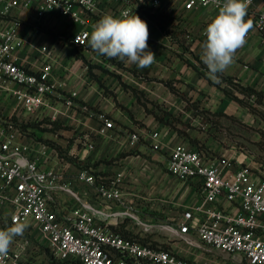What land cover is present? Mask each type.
Returning <instances> with one entry per match:
<instances>
[{"label": "crops", "instance_id": "0c3cea01", "mask_svg": "<svg viewBox=\"0 0 264 264\" xmlns=\"http://www.w3.org/2000/svg\"><path fill=\"white\" fill-rule=\"evenodd\" d=\"M260 5L264 6V0ZM164 6L153 11L159 14L155 19L141 13L139 7L133 12L147 23L148 49L156 55L145 69L118 58H102L89 43H73L63 19L46 24L65 33L59 39L52 40L41 29H24L25 43L16 53L19 62L32 70L51 61L58 85L49 105L33 116L42 117L47 129L44 137L51 140L44 142L54 150L49 159L39 155L40 166L55 172L48 188L50 196L71 208L81 199L110 222L117 219L113 226L130 236L151 233L154 244L164 243L169 233L180 239L171 228L173 223H165L173 207L181 202L186 203L185 208L202 203L195 178L182 180L187 196L183 201L176 197L174 182L179 178L167 169L176 143L203 149L210 156H225L234 160V166L246 163L264 178V31L255 26L257 13L247 10L245 19L253 21V28L235 53L234 63L222 72L263 94L259 102L246 97L256 109L253 112L229 95L227 91L243 96L232 84L219 76L213 81L201 60L204 29L219 7L184 9L182 1L165 2ZM100 18L90 17L91 32ZM43 45L48 46L47 53L41 51ZM72 91L77 93V103L68 107L65 97ZM11 111L5 105L2 113ZM99 114L111 118L114 127L102 132ZM18 117L28 118V113ZM131 132L140 136L133 144ZM84 168L97 175L95 183L78 176ZM119 171L123 172V196L134 201L137 215L123 205L106 207L98 196L96 185L108 183Z\"/></svg>", "mask_w": 264, "mask_h": 264}, {"label": "built area", "instance_id": "2783aa9c", "mask_svg": "<svg viewBox=\"0 0 264 264\" xmlns=\"http://www.w3.org/2000/svg\"><path fill=\"white\" fill-rule=\"evenodd\" d=\"M182 1L184 9L222 6L205 4V0H0V98L13 100L12 111L0 118V209L9 212L29 227L35 226L49 246L57 264H196L175 250L143 241L136 235L126 237L116 231L118 220L103 218L90 204L78 199L74 208L66 207L48 193L55 177L52 167L42 168L39 155L47 159L54 152L46 142L22 138L16 119L22 112L39 113L57 91L53 64L42 62L32 70L18 60L17 51L25 43L24 29L38 28L53 20L63 19L71 30L73 43L83 46L90 40V17L123 12L133 14L139 4L152 12L163 10L165 2ZM262 0H251L248 9L257 13L255 26L264 31ZM42 52H48L43 45ZM77 93L65 97L68 107L75 106ZM251 97H254L252 95ZM102 132L114 127V121L99 114ZM137 141L136 134L130 142ZM54 155H58L54 153ZM225 156H210L203 149L176 143L170 150L167 169L181 180L195 178L199 183L202 203L182 211L171 226L174 233L190 247H212L238 254L246 264H264V178L249 165ZM95 183L97 175L82 169L78 175ZM119 171L108 183L96 185L98 196L106 207L123 205L137 215L134 201L124 198ZM63 188L73 191L70 187ZM80 201V202H79ZM32 222V223H30ZM26 229V230H27ZM28 239L13 241L0 264H53L49 257L35 260L27 253Z\"/></svg>", "mask_w": 264, "mask_h": 264}, {"label": "clouds", "instance_id": "9594fccd", "mask_svg": "<svg viewBox=\"0 0 264 264\" xmlns=\"http://www.w3.org/2000/svg\"><path fill=\"white\" fill-rule=\"evenodd\" d=\"M219 3V0H211ZM209 0H205V4ZM251 0H224L218 14L204 29L206 40L201 45V60L209 70L213 81L217 73L226 71L233 63L235 53L246 43V37L253 28V21L245 19ZM149 28L136 14L123 12L120 17L103 15L93 26L89 45L94 52L108 58H118L141 69L150 67L156 59L148 49ZM28 224L15 216L12 225L0 229V258L7 256L17 236H22Z\"/></svg>", "mask_w": 264, "mask_h": 264}, {"label": "rangeland", "instance_id": "374dc122", "mask_svg": "<svg viewBox=\"0 0 264 264\" xmlns=\"http://www.w3.org/2000/svg\"><path fill=\"white\" fill-rule=\"evenodd\" d=\"M34 27V26H32ZM33 29V28H32ZM36 30H42L47 31L50 34L51 39H59L61 36H63L65 33L61 31H57L55 28L50 27L48 25H39V28H35ZM98 55L102 58H106L104 55ZM111 60L112 58H108ZM7 101V105L12 107V104L14 103L13 100H10L8 104V98H5ZM11 103V104H10ZM5 109V103H3V100L0 99V118L4 116L2 112H4ZM16 124L18 125V128L20 129V132L22 134V138H28L34 142H44V140H50L46 139L44 137V132L47 131L46 126L42 123V117H33L29 116L28 118H20L18 117L16 119ZM133 134H136L137 141L139 140L140 136L137 134V132H131ZM45 138V139H44ZM51 141V140H50ZM264 144V136L263 141ZM264 146V145H263ZM166 172V168H164ZM173 184V182H172ZM174 186L176 189V197L178 200H182L185 198L186 195V189L185 184L183 185L182 180L175 179ZM186 203H179L175 207L171 209L169 212V215L166 214V216H169L166 218L165 223H175L178 219H180L182 211L185 209ZM32 223V222H30ZM12 223L9 218V212L5 209H0V229H4L8 226H11ZM170 229V227L168 228ZM162 232H164L162 230ZM174 232V231H173ZM151 233H146V237H138L139 239H147L146 241H150L149 236ZM163 234V233H161ZM170 234V233H169ZM165 235L168 237H165L163 240L164 243H161L162 246H168L171 249H176V252L183 258H186L187 260H190L196 264H246L244 260L241 259V257L238 254L233 253H227L217 248L212 247H190L188 246L183 240H180L178 238L173 237V235ZM27 238L28 244H27V254L33 257L35 260L42 259L44 257H49V260L52 261L53 264H57V259H55L51 253V250L47 243L44 241L43 236L40 234L38 229L35 226L29 227V229L25 230L24 234L22 236H17L14 238V241ZM153 242V241H150ZM175 246V247H173Z\"/></svg>", "mask_w": 264, "mask_h": 264}, {"label": "trees", "instance_id": "16d2710c", "mask_svg": "<svg viewBox=\"0 0 264 264\" xmlns=\"http://www.w3.org/2000/svg\"><path fill=\"white\" fill-rule=\"evenodd\" d=\"M139 10L141 11V13H145L146 15H148L150 18L152 19H155L158 17L159 14L155 13V12H152L149 8H146L144 6V4H139L138 6ZM217 76H219L222 81L224 82H228L230 84H232V86L237 90L239 91L240 93H242V97L238 96L237 94H235L234 92L232 91H227L229 93V95L238 100L240 103L248 106L250 108V110H252L253 112H256V109L253 105V103H250L248 101V99H246V97H251L252 95H254V99L255 101L259 102L262 97H263V94H261L260 92H257L255 89L249 87V86H241L239 85L236 80L234 81L233 78L231 76H226L224 75L223 73H217ZM116 231L120 232L121 234H123L124 236L126 237H130V234H127L126 232H122V230H120L119 228H116L114 227ZM143 241H146L147 239H142Z\"/></svg>", "mask_w": 264, "mask_h": 264}]
</instances>
